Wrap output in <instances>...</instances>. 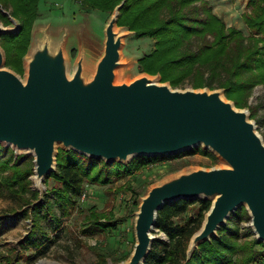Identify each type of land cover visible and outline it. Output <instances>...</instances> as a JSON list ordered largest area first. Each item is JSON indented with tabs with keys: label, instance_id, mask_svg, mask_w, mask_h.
Segmentation results:
<instances>
[{
	"label": "water",
	"instance_id": "water-1",
	"mask_svg": "<svg viewBox=\"0 0 264 264\" xmlns=\"http://www.w3.org/2000/svg\"><path fill=\"white\" fill-rule=\"evenodd\" d=\"M122 6L106 25L104 50L91 78L83 53L70 73L65 33L57 39L35 38L25 81L4 67L0 47V144L34 154L37 187H44L55 170L59 144L107 163L176 155L201 145L215 152L225 166L181 173L143 197L136 243L122 264H144L156 238L159 210L179 199L212 201L188 256L242 206L264 242V140L249 113L224 99L221 90H178L146 75L117 83L124 34L116 26ZM11 20L15 27L0 25V34L19 31L20 24Z\"/></svg>",
	"mask_w": 264,
	"mask_h": 264
},
{
	"label": "trees",
	"instance_id": "trees-1",
	"mask_svg": "<svg viewBox=\"0 0 264 264\" xmlns=\"http://www.w3.org/2000/svg\"><path fill=\"white\" fill-rule=\"evenodd\" d=\"M75 1L80 3L83 11L91 8L111 11L124 1L118 24L128 25L130 29L136 30L139 37L156 38V48L140 59L142 68L150 73L159 72L162 81H170L173 87L182 85L187 78H192L193 87L224 88L227 97L242 106L253 87L258 83L264 84V46L261 48L258 44L264 40V0H248L249 10L243 14V19L253 34L259 35L251 38V44H245L242 31L227 27L224 20L213 12L207 0ZM39 2L40 0H0V20L6 24L10 22L6 10L11 8V15L21 22L17 33L0 34L9 57L7 63L19 72H22L21 57L29 43ZM9 55L15 57V60H10ZM198 148L190 151L194 152ZM2 149L6 150L7 147L0 145V151ZM200 149L216 159L212 152ZM179 155L141 156L132 160L134 165H125L119 162L107 163L74 150L61 149L57 154V171L49 175L59 185L50 187L45 201L41 203L38 202V192L29 187L31 169H20L18 166L25 156L20 155L13 159L14 153L11 150V155L0 161V194L13 200L20 199L26 205L33 203V207L28 205L18 212L33 221L30 232L17 246L23 255L20 260L26 259V264H30L32 255H26L27 249L35 247L38 250L35 253L39 254L49 248L53 237L45 230L42 220L51 216L49 225L52 230L62 227L64 219L70 216L71 209L78 204L86 184L108 182L112 169L119 172L122 168L138 167ZM7 169L11 172L8 175L3 174ZM28 192L32 196L30 199L26 197ZM49 194L53 195L52 199ZM196 203V213L183 222L176 221ZM211 205V200L179 199L160 209L156 229L164 233L168 241L155 238L144 264H264V242L256 237L241 242L244 236L239 223L244 219L243 214H247L244 206L230 215L227 222L218 229L216 236L202 242L188 256L190 240L201 228ZM56 207L60 208L61 214H58ZM93 225L104 229L117 228L97 219L93 221ZM247 229L251 235L252 229ZM129 254L130 252L127 257Z\"/></svg>",
	"mask_w": 264,
	"mask_h": 264
},
{
	"label": "rangeland",
	"instance_id": "rangeland-1",
	"mask_svg": "<svg viewBox=\"0 0 264 264\" xmlns=\"http://www.w3.org/2000/svg\"><path fill=\"white\" fill-rule=\"evenodd\" d=\"M207 1L213 12L224 20L227 27H235L242 31V34L245 36V44H251L253 36L259 37V35L253 34L243 19V14L249 10L248 0ZM121 3L124 4V1ZM118 5L111 11H103L99 8L83 11L80 3L75 0H40L37 17L31 26L29 43L24 55L21 57L22 72H19L13 65L7 63L9 57L5 50L6 46L0 37V47L5 57L4 67L12 70L25 81L29 57L36 41L35 38L38 37L40 40L45 37L57 39L61 34L65 33L64 49L70 73L73 72L83 53L87 67L85 70L88 71L90 74L89 78H91L95 73L97 63L104 50L106 25ZM6 13L9 16L10 22L6 24L0 20V25L11 28L15 27L11 17L21 25L19 19L11 15V8L6 10ZM116 30L124 34L120 51L121 61L116 70L117 83H130L136 78L146 75L156 79L161 84H169L173 89L221 90L224 99L232 102L237 109L246 110L249 113V120L255 123L257 132L264 140L263 83H258L253 87L245 104L242 106L238 105L236 100L227 97L224 88H210L209 86L193 87L192 78H187L182 85L173 87L170 81H162V76L159 72H147L140 64V59L150 54L156 48V38L148 36L139 37L136 30L130 29L126 24L119 25L118 22ZM258 44L262 48L264 40L259 41ZM9 56L10 60H15V57ZM88 68H91V70ZM0 145L7 147L6 150L2 149L0 151V161L10 156L11 150L14 153L13 159H16L20 155L25 156L19 161L18 166L20 169H31V174L29 175L31 183L29 187L38 192V202L43 203L50 187L54 185L58 186L59 183L48 176L44 187H37L34 179V154L28 151L16 150L11 146ZM200 148L205 149L201 145L198 150L194 152L190 151L191 149L186 150L179 153L180 155L175 158H164L156 162L142 164L138 167L130 166L129 169L122 168L119 172L112 169L108 182L86 184L84 193L80 197L78 204L71 209L70 216L64 219L62 227L52 230V227L49 225V221L52 220L51 216L47 220H42L45 230L52 234L53 241L49 243V248L44 253L36 254L35 252L38 250L35 247L27 249L26 255H32V262L30 264H122L128 260L136 243L135 221L137 211L143 197L153 186L191 170L200 168L211 169L226 165L212 150L206 149L212 152L216 159L208 153H203ZM61 149L65 150L59 144L57 146V154ZM57 154L56 168L53 172L57 171ZM135 158L137 157L132 158L126 163H119L134 165L132 160ZM5 172L3 174L8 175L11 170L7 169ZM26 197L30 199L32 197L31 193L28 192ZM49 198L52 199L53 195L49 194ZM28 205L33 207V203L26 205L20 199L13 200L0 194V215L4 214L0 219V262L2 264H16L23 257L21 250L17 246L30 232L33 221L32 218L24 217L18 212L27 208ZM244 207L247 210V214H243L244 219L239 223L241 234L244 236L241 242L256 237L251 226L250 212L246 206ZM197 208L198 204L196 203L190 208L188 213L181 218H177L176 221L183 222L186 218L196 213ZM56 211L58 214H61L59 207H56ZM96 219L111 223L117 228L113 230L96 227L93 225V221ZM248 227L252 229L251 235L248 234ZM153 235L156 238L168 241V237L158 229L153 231ZM246 235L250 237L246 238ZM129 252L130 254L127 257ZM19 264H26V259L20 260Z\"/></svg>",
	"mask_w": 264,
	"mask_h": 264
}]
</instances>
